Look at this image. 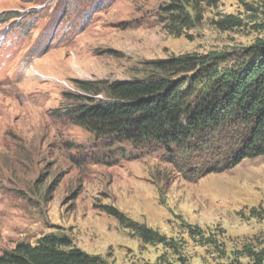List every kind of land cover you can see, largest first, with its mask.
I'll list each match as a JSON object with an SVG mask.
<instances>
[{"label":"rangeland","instance_id":"1","mask_svg":"<svg viewBox=\"0 0 264 264\" xmlns=\"http://www.w3.org/2000/svg\"><path fill=\"white\" fill-rule=\"evenodd\" d=\"M258 41L264 0H0V257L54 236L96 264H264L263 156L206 174L192 151L183 171L66 114L78 82L143 79L185 55L228 68Z\"/></svg>","mask_w":264,"mask_h":264},{"label":"trees","instance_id":"2","mask_svg":"<svg viewBox=\"0 0 264 264\" xmlns=\"http://www.w3.org/2000/svg\"><path fill=\"white\" fill-rule=\"evenodd\" d=\"M171 7L167 14H186L177 5ZM222 58L185 55L152 63L153 73L143 79L78 82L82 94L67 117L97 137L134 146L156 144L183 171L193 167L192 151L212 161L206 174L231 170L244 159L264 157V41L248 47L245 59L232 67L221 68ZM98 96L107 101L94 104ZM183 159L185 165L177 163ZM104 210L119 217L113 208ZM141 236L159 239L149 230ZM96 263L67 239L54 236L34 245L17 244L0 257V264Z\"/></svg>","mask_w":264,"mask_h":264},{"label":"bare ground","instance_id":"3","mask_svg":"<svg viewBox=\"0 0 264 264\" xmlns=\"http://www.w3.org/2000/svg\"><path fill=\"white\" fill-rule=\"evenodd\" d=\"M232 230V229H231Z\"/></svg>","mask_w":264,"mask_h":264}]
</instances>
